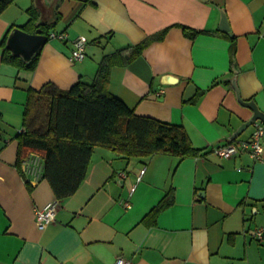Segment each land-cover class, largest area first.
<instances>
[{
	"label": "crops",
	"instance_id": "1",
	"mask_svg": "<svg viewBox=\"0 0 264 264\" xmlns=\"http://www.w3.org/2000/svg\"><path fill=\"white\" fill-rule=\"evenodd\" d=\"M32 7L39 23L55 22L50 32L68 38L48 37L27 61L7 40ZM223 10L232 34L220 28ZM181 25L202 32L191 38ZM166 28L163 39L112 67L109 88L137 114L183 125L204 151L125 159L97 147L87 179L40 228L36 208L57 197L46 178L26 174L27 183L16 164L30 89L91 81L106 54ZM79 35L88 40L86 57L73 61ZM5 36L23 62L38 55L34 68L3 59ZM234 80L264 111V0H14L0 14V264H115L120 255L133 264H264V238L253 234L264 227V150L259 160L212 150L253 116ZM170 190L173 201L150 214Z\"/></svg>",
	"mask_w": 264,
	"mask_h": 264
},
{
	"label": "trees",
	"instance_id": "2",
	"mask_svg": "<svg viewBox=\"0 0 264 264\" xmlns=\"http://www.w3.org/2000/svg\"><path fill=\"white\" fill-rule=\"evenodd\" d=\"M13 1L0 0V14ZM29 11L31 17L21 28L46 32L49 37L50 29L56 23H39L36 8L32 7ZM60 18L61 14L57 12L56 22ZM181 26L191 38L202 32ZM166 32L167 28L149 35L136 45L106 54L91 81L82 78L69 88L47 82L39 89H30L24 113L25 130L17 136L19 148L16 164L25 179L22 161L35 153L44 162L42 178L50 182L58 199H64L74 194L87 179L97 147L112 150L125 159L155 153L181 158L202 154L204 150L192 144L183 125L139 115L109 88L110 71L116 63L128 64L152 41L163 39ZM6 38L1 42L4 47L3 59L34 68L38 55L30 63L23 62L8 50ZM230 40L231 66L235 69L236 36H230ZM173 193L174 190H170L150 214L155 215L169 205L173 201Z\"/></svg>",
	"mask_w": 264,
	"mask_h": 264
},
{
	"label": "built area",
	"instance_id": "3",
	"mask_svg": "<svg viewBox=\"0 0 264 264\" xmlns=\"http://www.w3.org/2000/svg\"><path fill=\"white\" fill-rule=\"evenodd\" d=\"M50 38H58L65 40L68 38L66 32L51 31ZM72 50L70 59L73 61H80L86 57V49L88 40L86 37L79 35L71 40ZM254 129L248 139H234L226 142L218 143L213 146V152L221 157L229 158L235 155L248 154L254 160H259L263 152V136H264V121L256 119L254 122ZM25 175H29L34 180L38 181L43 177L44 162L42 158L33 153L28 158L22 161ZM59 199H53L45 204L43 207L36 208V217L40 228H46L50 223L56 219L58 211ZM254 236L261 240L264 238V227L256 228L253 232ZM115 264H133L130 259L120 255L117 257Z\"/></svg>",
	"mask_w": 264,
	"mask_h": 264
},
{
	"label": "water",
	"instance_id": "4",
	"mask_svg": "<svg viewBox=\"0 0 264 264\" xmlns=\"http://www.w3.org/2000/svg\"><path fill=\"white\" fill-rule=\"evenodd\" d=\"M51 2L52 0H48ZM220 28L222 30L230 32V24L226 12L222 11V18L220 22ZM231 33V32H230ZM232 34V33H231ZM48 40V35L39 32H29L20 27L12 30L9 34L7 45L12 49L14 54H20L27 61H31L33 54L38 53L45 42ZM238 70H236L237 72ZM234 89L237 94V98L241 104L247 106L253 110V116L242 123L235 132L230 136L228 140H234L245 129H247L256 119L260 118L264 120V111H262L255 100H245L240 94V90L236 84V80L233 82Z\"/></svg>",
	"mask_w": 264,
	"mask_h": 264
},
{
	"label": "rangeland",
	"instance_id": "5",
	"mask_svg": "<svg viewBox=\"0 0 264 264\" xmlns=\"http://www.w3.org/2000/svg\"><path fill=\"white\" fill-rule=\"evenodd\" d=\"M99 149H101V147H98Z\"/></svg>",
	"mask_w": 264,
	"mask_h": 264
}]
</instances>
